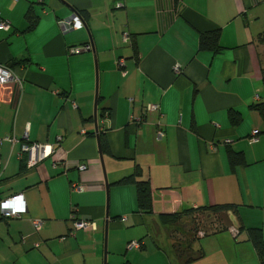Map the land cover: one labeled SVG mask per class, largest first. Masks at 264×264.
Listing matches in <instances>:
<instances>
[{"label":"crops","instance_id":"crops-1","mask_svg":"<svg viewBox=\"0 0 264 264\" xmlns=\"http://www.w3.org/2000/svg\"><path fill=\"white\" fill-rule=\"evenodd\" d=\"M75 13L84 26L66 30ZM0 17L11 24L0 63L15 75L0 85V201L27 204L21 218L0 217V264H104L106 222L108 254L126 264L150 253L155 264H261L249 230L264 235V115L252 108L264 100V0H0ZM216 29L222 50H200L201 33ZM85 45L95 51L70 53ZM151 104L159 110L145 112ZM38 142L55 151L30 166L22 146ZM228 148L246 163L233 167ZM137 165L153 187L151 214L139 212L134 185L117 184ZM217 204L238 207L229 228L206 211L212 230L173 225L155 249L144 238L148 218L186 222L188 209ZM73 212L94 228L76 229Z\"/></svg>","mask_w":264,"mask_h":264},{"label":"trees","instance_id":"trees-1","mask_svg":"<svg viewBox=\"0 0 264 264\" xmlns=\"http://www.w3.org/2000/svg\"><path fill=\"white\" fill-rule=\"evenodd\" d=\"M33 7L29 9L26 14L27 18V27L32 29L36 26L37 17L35 12L32 10ZM80 16L86 20L88 14L86 12L78 11ZM260 41L264 42V32L260 35ZM221 29H216L208 33H201L199 40V49L200 50H210L213 53L220 52L222 50L221 43ZM26 59L16 60V64L25 63ZM263 86H264V70H263ZM253 109L257 110L260 114L264 115V100L252 106ZM229 118L233 125L237 126L242 121V114L234 110L229 111ZM100 146L102 154L110 153L108 148V143L106 137L100 133ZM228 159L233 167L237 165H242L246 163V158L243 152H237L231 148H228ZM142 167L137 165L136 170L133 174L125 176L118 181V185H134L137 191V200H138V209L141 213L151 214L154 213V204H153V187L149 179H142ZM189 211L185 212V215H193L196 212H202L205 210L209 211L210 214L216 216V220L219 225L217 228H229L232 224L230 214H238V207L233 204H217L211 207H199L198 209L191 208ZM239 215V214H238ZM237 215V216H238ZM182 216L178 213H163L160 216V220L164 225H177L180 224ZM77 219V217H76ZM78 220V219H77ZM222 226V227H221ZM195 230H199L195 228ZM195 231V232H197ZM250 239L258 251L261 264H264V235L263 231L260 228H253L249 230ZM191 259H186L184 262H189Z\"/></svg>","mask_w":264,"mask_h":264},{"label":"built area","instance_id":"built-area-1","mask_svg":"<svg viewBox=\"0 0 264 264\" xmlns=\"http://www.w3.org/2000/svg\"><path fill=\"white\" fill-rule=\"evenodd\" d=\"M122 3H118L117 7H122ZM63 24L65 26L66 30H72V29H80L84 26V21L82 18L76 13L74 14L70 19H65L63 21ZM11 28V24L8 20L2 19L0 17V29L2 30H9ZM124 40H128L127 33H124ZM70 53H80L82 50H89L91 49L90 45H85L83 47H76L72 46L69 48ZM120 65L124 66L125 62L122 61ZM121 66V67H122ZM178 70V67L176 68ZM15 79V75L11 68H9L6 64L0 63V85L5 84L7 82H10ZM159 105L158 104H151L148 105L145 109V112L148 111H158ZM260 131L256 130L253 132V139L257 140L258 134ZM163 131L158 130V136H163ZM61 140V138L59 139ZM13 141V139L11 140ZM55 151V148L53 145L45 144V143H25L22 146V152H27L29 154L28 156V164L30 166L39 163L44 158L48 157ZM80 170L87 169V164L82 163L79 165ZM0 174H1V161H0ZM77 187V185H76ZM78 188V187H77ZM80 189H84V186H81ZM27 212V204L26 200L21 194L13 195L5 200L0 201V217L5 218H21L23 214ZM126 219V218H123ZM72 220L74 221V225L76 229H90L94 228V223L91 221H85V220H77L76 214L73 212ZM34 227L39 230L43 225L42 219H34L33 220ZM74 234V232H72ZM65 238V237H64ZM142 242L140 241H132L129 243L128 247L130 249L132 248H141Z\"/></svg>","mask_w":264,"mask_h":264},{"label":"rangeland","instance_id":"rangeland-1","mask_svg":"<svg viewBox=\"0 0 264 264\" xmlns=\"http://www.w3.org/2000/svg\"><path fill=\"white\" fill-rule=\"evenodd\" d=\"M207 212L202 211V212H196L195 215H190V218L186 219V222H180L179 230H184V231H190L191 235H196L197 231L195 228H198L200 231L203 230H212L213 228L217 227V223L212 221V219L207 218ZM187 223V224H186ZM147 226L145 227V233H144V238L148 240V242L152 245L153 249H155L156 245H154V240L156 239L160 246H167L168 245V240L169 236L172 234L169 232V230H172L173 225H164L161 223V221H154L151 218H148L147 221ZM149 231V232H148ZM179 232V231H178ZM177 232V233H178ZM194 232V233H193ZM183 231H180L179 234L181 235ZM109 238H110V230H109ZM200 239L197 240L199 242ZM136 241H139L136 239ZM110 258V260H109ZM155 256H153L152 253L150 254H145V256L139 258V260L136 261V264H155ZM108 264H126L125 258L123 255H118L115 258L113 256H110V250L108 254Z\"/></svg>","mask_w":264,"mask_h":264},{"label":"water","instance_id":"water-1","mask_svg":"<svg viewBox=\"0 0 264 264\" xmlns=\"http://www.w3.org/2000/svg\"><path fill=\"white\" fill-rule=\"evenodd\" d=\"M68 19H70V18H68ZM91 50L95 51L94 47L93 48L91 47ZM95 57H96V55H95ZM8 66L12 67V64H9ZM97 85H98V77H97ZM97 104H98V102L96 101V105H95V120H97ZM98 140H99V137H98ZM99 143H100V140H99ZM100 153H101L100 155L102 157L103 154L101 152V146H100ZM108 185L109 184H107V189H108ZM104 264H108V222H106V229H105Z\"/></svg>","mask_w":264,"mask_h":264}]
</instances>
